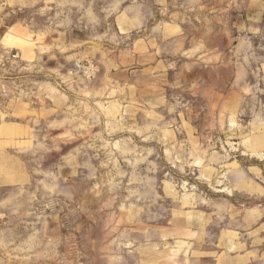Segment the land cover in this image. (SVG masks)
I'll use <instances>...</instances> for the list:
<instances>
[{
    "label": "rangeland",
    "instance_id": "rangeland-1",
    "mask_svg": "<svg viewBox=\"0 0 264 264\" xmlns=\"http://www.w3.org/2000/svg\"><path fill=\"white\" fill-rule=\"evenodd\" d=\"M262 62L264 0H0V264H264Z\"/></svg>",
    "mask_w": 264,
    "mask_h": 264
},
{
    "label": "crops",
    "instance_id": "crops-1",
    "mask_svg": "<svg viewBox=\"0 0 264 264\" xmlns=\"http://www.w3.org/2000/svg\"><path fill=\"white\" fill-rule=\"evenodd\" d=\"M260 69L264 72V62L261 63ZM41 84L38 83V89ZM260 103L256 105L255 109H253V119L251 121L252 124V132L249 135L251 137V141H253L254 144H251V148L255 151H260L264 149V103L259 101ZM257 144V145H256ZM261 146L263 148H261ZM259 147V149H255ZM252 168H255L256 165L251 166ZM245 177V184L248 185V183H251L248 181V178L246 175ZM29 179V174L26 170V167L24 166L23 161H21L18 157L10 156L8 155V161L3 162L0 164V188L5 186H22L27 183ZM259 184H255V186L258 188ZM260 189V187L258 188ZM262 190V187L260 189ZM263 208L255 207L253 209H249L250 211L254 212L257 218L261 217L263 215ZM264 222H261V224ZM264 230V225H260L256 228H254L251 232H249V237H251V243L253 245L254 241L257 240V244H261L264 242V237L261 236V232ZM259 236L258 238H254L255 236ZM251 244V245H252ZM260 255V250L254 249L253 247L242 249V253H240V261H247L249 260V264H251L253 261H255V257L257 258ZM261 255L264 257V249L261 251Z\"/></svg>",
    "mask_w": 264,
    "mask_h": 264
}]
</instances>
